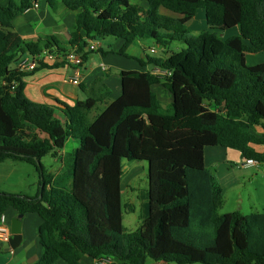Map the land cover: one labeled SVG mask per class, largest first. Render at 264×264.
I'll list each match as a JSON object with an SVG mask.
<instances>
[{
  "label": "trees",
  "instance_id": "obj_1",
  "mask_svg": "<svg viewBox=\"0 0 264 264\" xmlns=\"http://www.w3.org/2000/svg\"><path fill=\"white\" fill-rule=\"evenodd\" d=\"M6 1L0 3V163L34 166L40 188L34 197L0 192V220L9 210L41 218L43 254L36 264L86 258L264 264V212L220 215L224 193L205 163L207 148L222 147L264 164V152L255 148L264 146V132L256 133L264 128V63L247 64V54L264 53V0H141L146 8L132 0H60L77 14L65 48L54 37L25 43L14 22L36 0ZM47 1L54 7L59 0ZM200 9L209 31L194 37L188 25ZM232 29L239 35L218 36ZM110 37L125 41L119 53L125 57L139 41L184 48L141 61L171 76L122 72L116 100L97 94L61 111L26 96L24 79L32 73L16 68L24 57L76 49L86 63L90 43ZM48 67L58 65L39 69ZM159 83L173 95L166 109L152 91ZM98 104L105 107L92 118ZM71 139L80 147L68 155L69 167L51 175L43 158H58ZM124 161L149 164V216L133 234L123 227Z\"/></svg>",
  "mask_w": 264,
  "mask_h": 264
},
{
  "label": "crops",
  "instance_id": "obj_2",
  "mask_svg": "<svg viewBox=\"0 0 264 264\" xmlns=\"http://www.w3.org/2000/svg\"><path fill=\"white\" fill-rule=\"evenodd\" d=\"M132 2L141 7H147L146 3L141 0H132ZM36 4L38 7L29 9L25 14L15 20L14 30L25 43H34L45 39L46 37H54L61 43L62 47H67L70 41L69 32L75 24L77 14L64 8L60 0L55 3L54 7H50L47 0H36ZM94 42L98 44V50L91 52L89 55L88 60L84 65L83 80L80 86H76L72 83L73 70L71 67L58 65V67L39 69L25 77L24 83L26 84V96L33 102L53 106L61 111L64 110L65 106H73L77 101L88 99L97 94H108L112 101L122 95V72H153L155 70L152 66L143 65L141 63V61H146V49L151 51L155 48L154 42L150 41L151 45L149 46L146 45V41L137 42L126 50L127 57L119 54L125 45V41L122 39L110 37L96 40ZM0 85H3L1 79ZM152 91L157 95L164 108L166 106L170 107L173 103V95L164 87L163 83L154 85ZM104 107L102 109H104ZM60 114L62 115L61 112ZM257 128H261L262 133L264 132L262 126ZM255 148L258 152H264V146H258ZM63 155L64 151L59 157H62ZM59 157L56 158V162H59ZM218 165L219 164L215 165V167H218ZM260 166L263 167L262 172L264 173V164H261ZM252 169L254 170L255 168H245L246 171H251ZM254 174L255 175H251L253 181L258 178L257 172H254ZM51 175L58 176L59 174ZM236 184L237 182L233 183V186ZM122 191L124 195L125 190L123 189V183ZM251 201L255 210H258L259 207H261V204L264 209V198L263 200L251 198ZM11 212L12 211L9 210L4 215L5 224L10 228L13 219L18 217L17 212H15V214ZM22 222L23 240L19 248H23L27 252L26 264H36L39 262L43 254V249L39 242V229L42 225V220L38 215L28 214L24 216ZM32 223L34 227L38 229V234L35 235L36 241L32 242L34 244L33 247L30 248V225ZM17 249L16 251L12 250L11 253L16 255ZM103 260V258L97 260L86 258L83 263L102 264ZM57 264L66 263L58 262Z\"/></svg>",
  "mask_w": 264,
  "mask_h": 264
},
{
  "label": "rangeland",
  "instance_id": "obj_3",
  "mask_svg": "<svg viewBox=\"0 0 264 264\" xmlns=\"http://www.w3.org/2000/svg\"><path fill=\"white\" fill-rule=\"evenodd\" d=\"M2 5H6V0H0ZM191 35L199 36L205 31H209L207 24L206 12L203 9L198 10L196 17L189 23ZM237 29H232L219 33L218 36L226 41L234 36H238ZM146 45H151L150 41ZM156 54L151 53L146 49L147 55L156 57H166L172 53H179L183 50L184 45L181 43H173L168 49H163L157 46ZM264 63V53L247 54V64L255 66ZM104 104H98L93 110L91 117L94 118L99 114ZM168 108L167 106L165 109ZM91 120V119H90ZM257 134H262V129H256ZM80 147L78 140L72 139L67 142L64 149V155L59 157V162L52 156H46L42 160V164L50 174H61L64 169L69 167L68 155L73 153ZM245 159L242 158L239 151L222 147H214L206 149V168L212 172L217 184L222 188L224 193V206L220 210V215L232 214L241 212L244 215L263 212L261 204L258 210H255L251 198L263 200L264 188V173L262 166L254 167L251 171H246L242 167ZM218 167H215V165ZM220 166V168H219ZM124 175L122 178L123 189V227L128 234H133L143 225L149 216V164L148 162H123ZM258 174L255 181L251 175ZM228 178V179H227ZM227 180V181H224ZM237 184L233 186V183ZM40 176L36 168L26 162L8 160L5 163H0V192L14 195H27L30 197L36 196L39 191ZM243 201V202H242ZM11 213L15 214L14 210ZM30 248L35 242V235L38 234V229L33 223L30 225ZM16 251V250H15ZM14 253V252H13ZM27 252L23 248L17 249V254L13 255L11 251L5 252L0 249V264H26ZM109 264L114 261L111 258H106ZM104 262V261H102ZM146 264H175L155 262L147 259Z\"/></svg>",
  "mask_w": 264,
  "mask_h": 264
},
{
  "label": "built area",
  "instance_id": "obj_4",
  "mask_svg": "<svg viewBox=\"0 0 264 264\" xmlns=\"http://www.w3.org/2000/svg\"><path fill=\"white\" fill-rule=\"evenodd\" d=\"M34 7H38L35 4ZM98 44L95 42H91L88 48V51H97ZM151 53L156 54V50L152 49ZM43 64L48 66L53 65H66L71 67L73 70V78L72 83L76 86H80L83 80L84 74V59L83 55L78 53L76 49H73L68 52H60L57 49H45L42 53L37 55H27L24 57L16 66L17 70L21 73H33L38 70ZM155 70L152 72L157 76H171V72L167 70H161L159 68H154ZM254 159H248L243 164V168H252L260 166ZM12 237L11 228L6 226L5 224V216H3L0 220V244L7 245ZM102 264H109L105 259Z\"/></svg>",
  "mask_w": 264,
  "mask_h": 264
},
{
  "label": "water",
  "instance_id": "obj_5",
  "mask_svg": "<svg viewBox=\"0 0 264 264\" xmlns=\"http://www.w3.org/2000/svg\"><path fill=\"white\" fill-rule=\"evenodd\" d=\"M37 165H40V163L37 162ZM23 218H24V215H18L17 218L13 219L11 223L12 237L9 241V244L7 245L0 244V249L4 250L5 252H9L12 250H16L17 248L20 247L22 240H23V236H22V226H23L22 219Z\"/></svg>",
  "mask_w": 264,
  "mask_h": 264
}]
</instances>
